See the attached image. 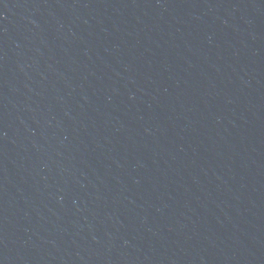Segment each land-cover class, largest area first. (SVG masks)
<instances>
[{"label":"water","instance_id":"water-1","mask_svg":"<svg viewBox=\"0 0 264 264\" xmlns=\"http://www.w3.org/2000/svg\"><path fill=\"white\" fill-rule=\"evenodd\" d=\"M0 264H264V0H0Z\"/></svg>","mask_w":264,"mask_h":264}]
</instances>
